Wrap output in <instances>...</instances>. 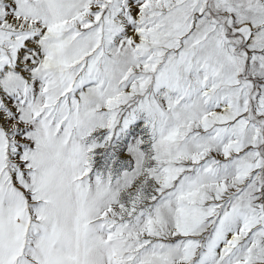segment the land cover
<instances>
[{"label":"snow or ice","instance_id":"snow-or-ice-1","mask_svg":"<svg viewBox=\"0 0 264 264\" xmlns=\"http://www.w3.org/2000/svg\"><path fill=\"white\" fill-rule=\"evenodd\" d=\"M0 264H264V0H0Z\"/></svg>","mask_w":264,"mask_h":264}]
</instances>
